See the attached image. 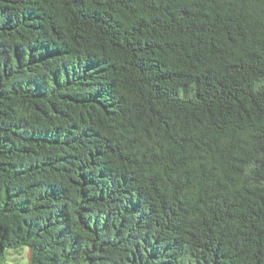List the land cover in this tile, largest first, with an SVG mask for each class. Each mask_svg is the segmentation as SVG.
<instances>
[{
	"label": "trees",
	"instance_id": "obj_1",
	"mask_svg": "<svg viewBox=\"0 0 264 264\" xmlns=\"http://www.w3.org/2000/svg\"><path fill=\"white\" fill-rule=\"evenodd\" d=\"M264 264V0H0V264Z\"/></svg>",
	"mask_w": 264,
	"mask_h": 264
},
{
	"label": "rangeland",
	"instance_id": "obj_2",
	"mask_svg": "<svg viewBox=\"0 0 264 264\" xmlns=\"http://www.w3.org/2000/svg\"><path fill=\"white\" fill-rule=\"evenodd\" d=\"M3 264H29V249L24 248L20 255L9 257Z\"/></svg>",
	"mask_w": 264,
	"mask_h": 264
}]
</instances>
